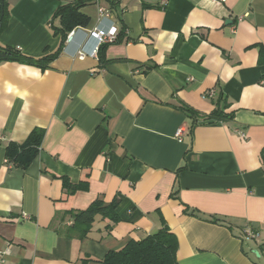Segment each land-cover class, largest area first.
Segmentation results:
<instances>
[{
  "label": "crops",
  "instance_id": "crops-1",
  "mask_svg": "<svg viewBox=\"0 0 264 264\" xmlns=\"http://www.w3.org/2000/svg\"><path fill=\"white\" fill-rule=\"evenodd\" d=\"M5 1L1 47L60 49L55 13L75 0ZM111 2L85 6L89 24L45 66L0 62V259L103 264L166 224L179 264H264V0ZM100 6L119 30L103 63L89 35ZM219 99L233 119L205 118ZM34 129L28 167L6 162ZM64 178L88 189L69 195ZM98 198L118 199L121 221L69 237L70 212Z\"/></svg>",
  "mask_w": 264,
  "mask_h": 264
},
{
  "label": "trees",
  "instance_id": "trees-1",
  "mask_svg": "<svg viewBox=\"0 0 264 264\" xmlns=\"http://www.w3.org/2000/svg\"><path fill=\"white\" fill-rule=\"evenodd\" d=\"M94 0H75L72 3L62 5L55 13V17L60 19V26L54 28L56 34L62 37V45L66 40L69 31L79 26H87L90 17L82 12V9L91 4ZM7 22V3L0 0V31ZM119 41V39H118ZM60 49L54 53H48L41 58H34L19 54L16 49L11 47L0 46V62L15 60L26 62L34 65L45 66L57 54ZM108 44L100 47L98 56L103 63L106 61L105 51ZM263 52V51H262ZM264 54H262V61ZM45 64V65H44ZM220 99L216 101V109L208 116V120H230L233 119L234 113H226L220 104ZM181 109L194 120L200 117L195 109L188 106H181ZM43 130L34 129L28 136L27 140L20 144L10 143L6 149V158L11 160L16 166L26 168L33 161L39 152V147L43 139ZM66 193L71 195L78 190L88 189V181H81L73 184L68 178L63 179ZM119 201L114 199L111 203H106L103 199H96L88 208L83 210H72L70 214L74 217V223L69 228V237L76 236L84 238L87 236L98 216L109 220L112 224H108L111 228L113 224L121 221V217L117 212ZM178 239L166 224L155 233L146 236L141 240H131L128 244L119 250L109 252L103 260V264H179L177 260Z\"/></svg>",
  "mask_w": 264,
  "mask_h": 264
},
{
  "label": "built area",
  "instance_id": "built-area-1",
  "mask_svg": "<svg viewBox=\"0 0 264 264\" xmlns=\"http://www.w3.org/2000/svg\"><path fill=\"white\" fill-rule=\"evenodd\" d=\"M110 1H112L111 3H117L119 0H110ZM212 1L222 4V3H226L227 0H212ZM98 11H99V17H98L99 24L94 28L90 29L89 31V35L98 42V47L93 52L94 55L98 54L99 49L102 45L116 42L119 36V30L116 25L112 24L108 27L102 25L104 20L109 19L112 16L111 9L100 6ZM74 33H75V29L69 31L66 40L71 41L73 39ZM80 56L84 57V54L80 53ZM185 131L186 130L184 128L180 127L176 131L175 136L181 139ZM8 161L9 159H6V162ZM0 264H5V260L0 259Z\"/></svg>",
  "mask_w": 264,
  "mask_h": 264
}]
</instances>
